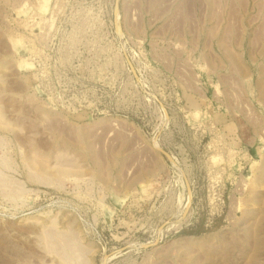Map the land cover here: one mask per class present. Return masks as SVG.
I'll list each match as a JSON object with an SVG mask.
<instances>
[{"label": "rangeland", "instance_id": "1", "mask_svg": "<svg viewBox=\"0 0 264 264\" xmlns=\"http://www.w3.org/2000/svg\"><path fill=\"white\" fill-rule=\"evenodd\" d=\"M0 264H264V0H0Z\"/></svg>", "mask_w": 264, "mask_h": 264}]
</instances>
